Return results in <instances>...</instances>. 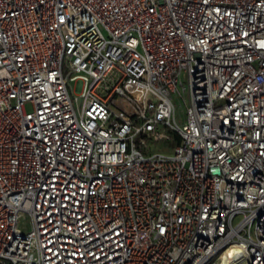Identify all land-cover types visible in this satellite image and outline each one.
I'll use <instances>...</instances> for the list:
<instances>
[{
	"label": "built area",
	"instance_id": "1",
	"mask_svg": "<svg viewBox=\"0 0 264 264\" xmlns=\"http://www.w3.org/2000/svg\"><path fill=\"white\" fill-rule=\"evenodd\" d=\"M0 264H264V0H0Z\"/></svg>",
	"mask_w": 264,
	"mask_h": 264
},
{
	"label": "rangeland",
	"instance_id": "2",
	"mask_svg": "<svg viewBox=\"0 0 264 264\" xmlns=\"http://www.w3.org/2000/svg\"><path fill=\"white\" fill-rule=\"evenodd\" d=\"M176 106L179 108L180 107V103L178 101V99H175L174 100ZM168 144L165 142V141H157V142H154L153 144H151V147H152V152L153 153H156V152H161V153H172V151L168 150ZM173 147V144L170 145V149ZM242 220V216H239L237 218L234 219V225H236L238 222H240ZM24 223L26 224L25 227H29V219L26 218L23 220ZM24 227V228H25Z\"/></svg>",
	"mask_w": 264,
	"mask_h": 264
},
{
	"label": "bare ground",
	"instance_id": "3",
	"mask_svg": "<svg viewBox=\"0 0 264 264\" xmlns=\"http://www.w3.org/2000/svg\"><path fill=\"white\" fill-rule=\"evenodd\" d=\"M239 248H233L232 251H230L231 254H233L236 250H238Z\"/></svg>",
	"mask_w": 264,
	"mask_h": 264
},
{
	"label": "water",
	"instance_id": "4",
	"mask_svg": "<svg viewBox=\"0 0 264 264\" xmlns=\"http://www.w3.org/2000/svg\"><path fill=\"white\" fill-rule=\"evenodd\" d=\"M239 258H240V255L236 256V257H235V260H237V259H239Z\"/></svg>",
	"mask_w": 264,
	"mask_h": 264
}]
</instances>
